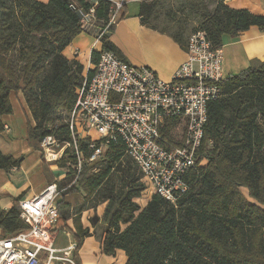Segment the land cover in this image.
<instances>
[{"label": "trees", "instance_id": "1", "mask_svg": "<svg viewBox=\"0 0 264 264\" xmlns=\"http://www.w3.org/2000/svg\"><path fill=\"white\" fill-rule=\"evenodd\" d=\"M94 1L12 0L10 6L6 0H0V134L5 129L2 116L12 113L11 99L17 98L21 91L30 118L35 122L34 126L30 119L27 122L30 146L40 150L41 139L49 134L62 143H71L57 161L58 167L66 170V176L56 182L58 188L67 187L73 180L75 183L59 193L56 230L72 233L77 242L75 260L82 241L91 231L83 226L80 213L68 223L65 209L71 206L69 195L80 192L81 186L87 194L97 193L109 179L112 168L122 170L127 156L122 144L110 145L103 153L105 170L92 171L88 147L92 138H77L75 150L69 119L57 121L56 117L59 111L71 113L86 77L84 65L67 59L63 51L84 32L82 16L77 11L80 14L88 11ZM97 2L95 18L98 27L104 28L109 23L111 3ZM157 5L158 0L141 2L140 16L145 23L150 21ZM8 10H13L26 23L25 31L14 39L3 32L9 22L2 16ZM251 26L264 30V16L247 9H234L218 0L213 11L201 14L195 28L205 30L214 45H222L225 34L237 36ZM106 33L100 39L102 50L118 55ZM31 34L40 35L36 43L29 40ZM16 43L18 58L23 62L20 71L8 58ZM100 52L92 51V63L97 64ZM91 74L92 70L88 72ZM20 79L24 87L20 86ZM220 85L222 97L208 104L203 144L208 163L192 174L190 190L177 205L152 194L141 208L135 199L146 185L129 167L123 169L122 185L119 188L112 185L97 203L107 201L102 218L103 253L111 255L121 249L127 255L126 264H264V62L228 75ZM79 159L81 169L77 171ZM20 163V159L0 149V170L18 168ZM45 163L42 155L41 164ZM19 199L20 196L14 199L8 211L0 212L4 235L26 228L19 216Z\"/></svg>", "mask_w": 264, "mask_h": 264}, {"label": "built area", "instance_id": "2", "mask_svg": "<svg viewBox=\"0 0 264 264\" xmlns=\"http://www.w3.org/2000/svg\"><path fill=\"white\" fill-rule=\"evenodd\" d=\"M107 1L109 23L99 27L96 42L119 20L128 3L150 0ZM97 3L81 13L84 32L98 27ZM186 52L172 79L165 80L151 67L129 64L114 51L102 50L78 90L68 120L75 150L78 137L89 136L90 129L98 133L88 145L89 162L102 159L110 145L122 144L148 190L174 205L190 190L192 174L208 163L203 147L208 104L222 97L220 83L226 78L223 46L214 45L205 30L195 28L190 33ZM4 130L9 133L11 128L5 125ZM39 146L45 160L52 162L61 159L71 143L49 134ZM77 169H81L80 159ZM59 193L54 182L33 197L19 199V216L26 228L0 236V264H40L43 257L45 264H77L76 241L64 247L55 244Z\"/></svg>", "mask_w": 264, "mask_h": 264}, {"label": "crops", "instance_id": "3", "mask_svg": "<svg viewBox=\"0 0 264 264\" xmlns=\"http://www.w3.org/2000/svg\"><path fill=\"white\" fill-rule=\"evenodd\" d=\"M39 1L46 3L49 0ZM183 2L184 0H166L162 4L165 3L163 6L166 7L169 4V12L171 11L173 14L177 15L181 14L179 8H182L184 4L183 11L188 15H193L191 22L193 23L195 21L197 26L201 20V14L207 10L213 11L218 0H186L185 3ZM223 2L234 9H247L256 15L264 16V0H223ZM140 6V2H137V5L130 2L123 8L121 16L115 23L113 30L106 33L107 40L117 48L118 57L122 60L135 66L151 67L161 78L171 80L176 69L187 57L186 48L188 37L194 30L190 29L192 24L188 27H182L177 25L176 21H165V23L157 20L158 11L160 10L159 2L152 18L148 23H145L144 18L140 16ZM154 19L155 22H153ZM98 30L99 27L95 26L90 32L80 33L63 51V54L67 59L78 60L84 65L85 76L96 65L91 62L92 51H102V42L100 40L96 42V34ZM222 46L224 49L223 71L225 77L237 74L250 66L256 65L258 62H264V30L257 26H251L237 36L225 34L223 36ZM17 100L25 109L24 114L30 116L26 103H24V98L20 99V97H17ZM2 121L4 125L10 126L6 120H4V116H2ZM31 125L34 126L35 122L32 121ZM3 132L7 131L4 130ZM1 134L0 149L4 154H11L18 159L19 155H22L20 166L18 168H12L11 170L16 171L22 169L24 167V155L33 151V148L28 142L27 133L24 135L26 143L22 146L14 147L13 154L6 152L4 149H10L12 142L15 144L17 139L14 138L15 140L8 142L7 139H1ZM36 152L41 158V150H36ZM40 164L38 163L37 167H39ZM41 166H43L41 171L43 170L42 172L44 174L50 173L49 177H45V179L42 180L41 186L35 190H31L28 194L26 193V188L31 186L30 181L20 184L17 188L11 187V191L7 196L0 197V212L8 211L15 198H18L19 196L21 198L33 197L48 184L57 182L58 179H63L66 176V170L58 168L57 162H47L44 165L41 164ZM30 168H26V172L32 173V169ZM8 186L10 187V184ZM67 231L68 230L57 232H62L68 235ZM0 236H4L1 228ZM68 236H72V233L70 232V235ZM57 238L55 244L58 247H64L67 245L60 244L59 241H57ZM101 242V236L97 237L91 232V234L82 241V244L76 253V263L126 264L127 255L123 250L117 249L114 254H105L102 251ZM40 264H45L44 257Z\"/></svg>", "mask_w": 264, "mask_h": 264}, {"label": "rangeland", "instance_id": "4", "mask_svg": "<svg viewBox=\"0 0 264 264\" xmlns=\"http://www.w3.org/2000/svg\"><path fill=\"white\" fill-rule=\"evenodd\" d=\"M152 1V0H150ZM148 1V2H150ZM161 1H166V0H158L159 4H160V10L158 11V18L157 20H160L162 22L165 21H176V24L182 27H188L190 24H192V26H190V29H194L196 26L195 21L192 23L191 22V18L193 17V15H188L187 13H185L183 11L184 9V4L182 6V8H179V11L181 12L180 15L177 14H173L171 11L169 12V4L166 6H163L164 4H162L163 2ZM186 0H184L183 3H185ZM6 3L10 6L12 5V0H6ZM132 4L137 5V1L132 2ZM182 4V3H181ZM168 8V10H167ZM167 11V12H166ZM188 15V16H187ZM3 19H7V22H9V25L3 30L5 35H8L10 37V39H14L15 37H18L21 33H23L26 29V23L21 21L20 19L17 18L15 12L13 10H8L6 12L3 13L2 16ZM153 22H155V19L153 20ZM166 23V22H165ZM40 35H34L31 34L29 36V40L33 43V42H37L39 39ZM18 43H16L15 48L9 52V61L10 63L18 70L20 71L23 62L19 60L18 58V54H17V49H18ZM24 85V81L23 79H20V86L22 87ZM17 97H20V99H23L22 96V92L20 91L19 94L17 95ZM12 101V105L14 110L12 111V113H10L11 115L5 114L4 116V120H6V122L10 125V132H3L1 134V139L5 140L7 139L8 142L15 140L14 138L17 139V141H15V144H11V148L7 149L5 148L4 150L6 152H10V153H14L13 149L16 146H22L23 144H25V139H24V135H26L27 133V122L29 121H33L32 118H30V116H26L25 113V109L22 107L21 103L18 102L17 98L12 97L11 99ZM25 103V102H24ZM70 114L69 112L66 111H59L56 114V117H58L59 120L57 121H61L62 119H69L70 118ZM259 121L261 122L262 120L259 119ZM82 135H85V133H83ZM88 135L90 137H92L93 139H97L98 138V133L93 130L90 129L88 132ZM79 138V137H78ZM25 156V160L24 161V167L22 169L19 170H0V197H5L9 194V192L11 191V187L12 188H17L20 184H24L27 181L31 182V186L26 188V193H30L31 190H35L37 188H39V186H41V182L42 180L45 179V177H49L50 173L44 174L41 169L43 168V166H41V158L39 156V154L36 152V150L33 148V151L24 155ZM22 158V155H19V159ZM58 161V160H57ZM57 161H52L51 163L57 162ZM38 163L40 164L39 167ZM91 165L94 166L92 171H98V170H102L104 171L106 168L107 163L102 161V159H99L96 162H90ZM54 165V164H52ZM31 167V168H30ZM125 167V168H124ZM126 167L131 169V172L136 176V177H140L141 176V181L145 184L141 172L139 171L138 167L135 165V163L131 160V158L129 156H125L123 159V166H121L122 170H118L119 168L114 167L111 169V173L109 176V179L107 181H104L102 183V186L100 187V190L95 193V194H87L85 189L81 186V190L80 192H78L77 194H73L71 193L69 195V202L71 203V206L69 208L65 209V215L66 218L68 219V223L71 224L72 223V218L76 213H80L79 216L81 217V222L83 224L84 227H88L90 229L91 232H93L97 237L101 236V232L103 230L104 223H103V214H104V210L105 207L107 205V201L102 202L100 205H97L98 201L104 197L105 193H108L110 191V188L112 185H116L117 188H119L122 185L123 182V178H124V173H123V169H126ZM26 168H30L32 169V173H28L26 172ZM59 168V167H58ZM78 171V169H77ZM44 174V176H43ZM52 176V175H51ZM73 183H75V180L72 181L71 184L67 185V187H63L60 190V193L63 192V190H65L66 188H68L70 185H72ZM10 184V187L8 186ZM67 184V183H65ZM12 185V186H11ZM146 185V184H145ZM80 187V186H79ZM242 192L247 195V190L246 189H242ZM152 196V193L148 190L147 186L145 188V190L142 192L141 196L139 198H136L135 200L139 203L141 208H144L147 205V202L150 200ZM61 196L59 194L58 196V200H60ZM97 216L98 219L94 222L93 218ZM124 227V225H123ZM69 231V230H68ZM58 238L57 241H59L60 244H67L68 241H75L73 235L72 236H68L65 233L59 232L57 233Z\"/></svg>", "mask_w": 264, "mask_h": 264}, {"label": "water", "instance_id": "5", "mask_svg": "<svg viewBox=\"0 0 264 264\" xmlns=\"http://www.w3.org/2000/svg\"><path fill=\"white\" fill-rule=\"evenodd\" d=\"M72 8H75V7H74V6H72ZM77 13H78L79 17H81V16H82V15L80 14V12H79V11H77ZM22 85H23V84H22ZM22 87H24V85H23ZM97 219H98V217H97V216H95V217L93 218V221L95 222Z\"/></svg>", "mask_w": 264, "mask_h": 264}]
</instances>
